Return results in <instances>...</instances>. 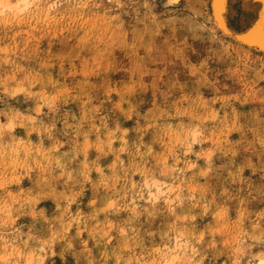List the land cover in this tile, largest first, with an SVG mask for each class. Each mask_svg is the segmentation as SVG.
<instances>
[{
    "label": "clouds",
    "instance_id": "obj_1",
    "mask_svg": "<svg viewBox=\"0 0 264 264\" xmlns=\"http://www.w3.org/2000/svg\"><path fill=\"white\" fill-rule=\"evenodd\" d=\"M0 264H264V56L198 0H0Z\"/></svg>",
    "mask_w": 264,
    "mask_h": 264
},
{
    "label": "rangeland",
    "instance_id": "obj_2",
    "mask_svg": "<svg viewBox=\"0 0 264 264\" xmlns=\"http://www.w3.org/2000/svg\"><path fill=\"white\" fill-rule=\"evenodd\" d=\"M256 1L257 0H253L252 2L255 3ZM177 2H182V0H177ZM258 4L262 17L255 24L254 28L256 26H263L264 28V0H258ZM198 8L201 12L202 19L206 21L213 33L219 35L224 42L235 47L237 50L247 52L250 55L257 57L264 56V45L263 48H256L254 46V43H257L259 40L257 38L258 34H261V40L262 43H264V29L260 31L258 30L257 32L250 30L245 33H236L237 29L242 28L244 22L242 24L240 21H232L231 26L235 31L233 29L229 30L225 17L227 11V0H198ZM221 21L225 27H227L228 32L224 28Z\"/></svg>",
    "mask_w": 264,
    "mask_h": 264
},
{
    "label": "crops",
    "instance_id": "obj_3",
    "mask_svg": "<svg viewBox=\"0 0 264 264\" xmlns=\"http://www.w3.org/2000/svg\"><path fill=\"white\" fill-rule=\"evenodd\" d=\"M252 1L253 0H227V11L225 17L227 20V27L229 28V30L233 29L231 26L232 21H240L242 24L244 22L242 28L237 29L236 33H243V32L245 33L250 30L257 32L258 30L260 31L264 29L263 26L260 27L256 26L254 28L255 24L261 19L262 15L260 13L258 0L255 3ZM223 26L227 31V27H225L224 24ZM257 38L259 40L257 41V43H254V46L256 48H263L264 43H262L261 34H258Z\"/></svg>",
    "mask_w": 264,
    "mask_h": 264
}]
</instances>
